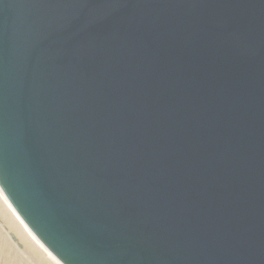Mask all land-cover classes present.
Here are the masks:
<instances>
[{
	"label": "water",
	"instance_id": "95a60500",
	"mask_svg": "<svg viewBox=\"0 0 264 264\" xmlns=\"http://www.w3.org/2000/svg\"><path fill=\"white\" fill-rule=\"evenodd\" d=\"M0 189L62 264H264V0H0Z\"/></svg>",
	"mask_w": 264,
	"mask_h": 264
},
{
	"label": "rangeland",
	"instance_id": "374dc122",
	"mask_svg": "<svg viewBox=\"0 0 264 264\" xmlns=\"http://www.w3.org/2000/svg\"><path fill=\"white\" fill-rule=\"evenodd\" d=\"M17 231L0 208V264H47L43 256L30 248Z\"/></svg>",
	"mask_w": 264,
	"mask_h": 264
},
{
	"label": "bare ground",
	"instance_id": "6f19581e",
	"mask_svg": "<svg viewBox=\"0 0 264 264\" xmlns=\"http://www.w3.org/2000/svg\"><path fill=\"white\" fill-rule=\"evenodd\" d=\"M0 208L5 212V214L11 220L13 227H15L19 232L21 238L30 245V248L34 249L40 255L43 256L47 264H62L33 234V232L24 223L21 217L14 210L10 202L7 200L2 190L0 189ZM19 237V236H18ZM21 239V240H22ZM34 247V248H33ZM33 251V250H32Z\"/></svg>",
	"mask_w": 264,
	"mask_h": 264
}]
</instances>
